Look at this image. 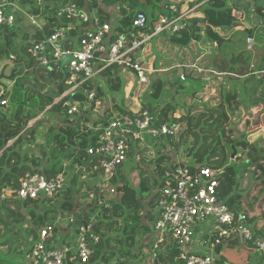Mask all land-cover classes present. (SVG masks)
Returning <instances> with one entry per match:
<instances>
[{
  "label": "trees",
  "instance_id": "trees-1",
  "mask_svg": "<svg viewBox=\"0 0 264 264\" xmlns=\"http://www.w3.org/2000/svg\"><path fill=\"white\" fill-rule=\"evenodd\" d=\"M200 1L202 0H195V2ZM233 1L206 0L202 8L201 18L184 21V27L180 31L169 35L171 45L186 47L193 40H199L201 35L198 32L202 31L208 41L219 42L222 55L213 60V64L216 63L215 71L238 76L249 75L248 69L253 62V56L243 49V43L248 36H253L255 44L264 43V24L262 22L259 25L258 31L254 29L233 32L239 26L237 20L232 16L234 8L228 5H233ZM43 2L41 10L44 18L43 30L34 31L30 39L29 37L26 38L27 41L23 46H17L15 43L16 31H13L15 27L11 29L0 27V64L9 61L10 56H14L16 58L15 64H18L20 69L23 66L25 73L22 74L21 78L19 77L20 79L18 78L19 80L13 81L12 88L6 95L7 106L0 108V195L4 189L16 190L19 178L26 172L42 173L48 178L56 176L63 170L61 160L69 159L73 166L87 162V169L95 164L94 160L88 157L85 149L90 142H95L96 135L89 139L91 132L84 125L89 122L88 114L91 113L92 107L99 100V96L102 97L103 93L99 87L95 89L92 84H88L86 88L97 91L96 98L93 100L84 96L82 92L69 95L71 101L78 102L79 113L73 116L74 121L65 122L55 131H51L50 149L45 156L46 158L49 155L47 163L51 165L50 168L42 170V160L34 157L28 158L27 154L21 152V147H19L25 138L24 135L28 131L30 134L33 131L28 128V124L35 120L47 107L51 106L47 111L51 112L49 115L56 118L60 117V113L63 111L62 108L58 107L59 104L53 105L56 97L67 90L62 71L51 72L48 69L37 67L35 61L30 59L27 54V48L30 44L44 40L53 32L54 27L60 24L54 17L57 10L68 3H74L79 7H88V10L96 8L98 14L101 15V22L104 23L110 20L106 7L119 6L118 21L120 26L125 28L131 25L136 12H143L150 25L158 18L155 17L156 12L162 13L163 6L168 4L169 0H91L90 3L88 0H44ZM258 2L259 0H255V6H258L255 7L257 8L256 13L264 21L263 0ZM20 5L28 8L31 13L39 12L32 7V0H21ZM216 29H220L225 36L221 37L217 34ZM69 36L70 39L75 40L77 32L72 31ZM257 39L260 40L257 41ZM233 41L235 42L234 45H232ZM72 45L68 39L65 47L69 48ZM228 48L237 51V53L231 54L232 52L229 51L231 52L229 53L228 50L223 52ZM7 66L5 65L4 68ZM252 72L254 74L252 73L247 80L250 81L259 77L257 81L261 86L264 83V74H261L264 72V55L256 65H253ZM119 78L120 70L116 66L101 73V79L109 86L111 93L118 90ZM179 82H181L180 78ZM47 84H54L55 88L44 92ZM164 92L162 81L155 80L149 86L146 94L150 102L146 106L143 105L142 109L148 110L152 116L157 117L160 123L167 121L182 123L179 137L191 163L221 170L217 188L219 199L224 201L236 216L250 225L255 238L264 237V212L261 213L263 210L260 211L263 207L255 206L256 202L253 204L257 196L264 194V127L252 131L247 135L246 140L240 139L231 143L245 153L244 165L237 168L234 163L229 162V155L231 157L233 148L229 144L227 146L229 153H227L224 145H222V138L228 123V115L224 108L226 104H229L230 107V102L235 101L236 93L224 94V102L216 107L210 108L200 105L202 111L198 114H191L190 107L179 106V117L173 118L177 104L166 103L161 108H153L152 106V102L160 100ZM87 101L91 106L88 108L89 110L85 108ZM246 101L249 105H264V86L261 97L254 101L247 98ZM29 103H35V106L28 107ZM115 108L119 112L118 115L130 113L119 106ZM111 116L112 114L107 119L93 122V126L105 124ZM38 123L39 121H36L34 124ZM259 141H263L261 147ZM167 142L171 145L174 144L172 139H167ZM137 151V146H132L126 160L108 181L110 187L113 188L111 193L114 198L104 196L105 200L99 208L98 203L94 201V203H89L88 209L78 214L77 222L84 221L98 209L93 229L100 240L92 246L93 253L88 264H151L152 247L145 241L151 232L150 223L154 218L156 201L159 198L158 187L163 170L170 161V156L158 151L155 159L148 162L145 158L136 160ZM142 153L139 152L140 155ZM205 158L207 160L204 162ZM147 165L152 167V174L147 171ZM127 170L138 171L139 177L136 186H132L130 183L129 171ZM250 170L254 177L253 182L245 192H242L240 189L241 181L247 172L250 173ZM74 182L76 183V180ZM93 189L97 195L96 187ZM253 191L254 195H252ZM78 192V187L68 188L60 194L55 200L56 202H53L52 199L23 202L13 198H0V226L5 230L4 242L1 245L8 246L11 239L19 237L16 234L19 231L20 234H23L24 243L20 246L18 254H15V258L24 256L37 228L51 225L59 213L69 211V209V214L73 213L75 204L72 203V200ZM250 194L254 198L251 199L253 202L248 204L246 196ZM82 213H84L83 217L81 216ZM24 224H27V228L22 231L20 227ZM69 231H72L70 226ZM234 248L235 246L226 247L222 252L221 259L216 264H252V257L246 251L235 250ZM178 253L179 247L176 243L164 244L156 252L155 264H173ZM260 257L264 259V255H260ZM0 264L7 263L0 261Z\"/></svg>",
  "mask_w": 264,
  "mask_h": 264
},
{
  "label": "built area",
  "instance_id": "built-area-1",
  "mask_svg": "<svg viewBox=\"0 0 264 264\" xmlns=\"http://www.w3.org/2000/svg\"><path fill=\"white\" fill-rule=\"evenodd\" d=\"M43 1L32 0V7L39 12L31 13L28 8L20 5L21 0H0V27L11 29L22 18L35 31H42ZM190 3L193 6L190 7ZM201 6L188 0H169L163 6V15L150 25L143 12H136L131 25L122 28L120 25H113L110 20L101 22L98 12L93 13L85 7L68 3L59 8L54 16L60 24L44 40L30 44L27 54L37 67L52 72L60 70L63 56H71V60L62 70L67 90L57 97V103L75 92H82L87 98L95 99L97 91L86 87L92 84L95 89H101V73L114 66L132 73L137 89H144L150 85V71L145 66L143 56H137V52H143L145 45L154 37L165 32L174 34L184 27V21L199 18L198 10ZM115 9L118 13L120 7L116 6ZM72 31L77 32L75 40L70 39L69 34ZM68 39L73 45L66 48ZM245 43L246 50L253 56L254 39L248 36ZM15 60L14 56H10L9 61L15 66L13 68H19ZM21 68L24 71V67ZM189 69L198 73L208 72L212 76L237 77L236 74L204 70L195 65ZM249 69L252 72L253 63ZM12 84L7 79L0 80V108L7 106L6 95L9 94ZM137 100V96H134L132 102L136 108L129 111L130 113L113 116L105 124L90 128L91 134L88 138L96 135V140L89 143L85 152L95 162L91 169L106 182L116 174L132 146H137L138 149L136 160L141 158L139 152L146 151L150 145L156 146L157 150L170 148V161L163 170L158 187L159 198L150 223L151 232L145 241L152 247L151 264H155L159 247L171 243H176L179 247L173 264H216L215 252L224 245L242 246L264 255V237L255 238L250 225L219 199L217 188L221 170L192 164L188 156L178 155V149H173V145L180 141L182 123H160L148 110L142 109ZM85 105L86 110L91 107L88 101ZM62 109L67 117L72 118L79 113V104L69 99ZM173 118L178 117L173 115ZM167 139H172L174 144H166ZM71 179L65 172L50 178L42 173L26 172L19 178L17 189L2 190L0 198H13L23 202L58 199L69 188ZM73 220L69 218V226ZM59 221L63 222L58 218L52 225L37 229L24 256L27 264L90 262L92 246L100 240L93 229L95 215L75 223L72 228L74 243L59 240L57 234L63 232ZM202 246L207 248L209 255L198 252L197 249Z\"/></svg>",
  "mask_w": 264,
  "mask_h": 264
},
{
  "label": "crops",
  "instance_id": "crops-1",
  "mask_svg": "<svg viewBox=\"0 0 264 264\" xmlns=\"http://www.w3.org/2000/svg\"><path fill=\"white\" fill-rule=\"evenodd\" d=\"M188 1L195 2V0H188ZM88 2L90 3L91 0H88ZM195 3L202 5L200 7V9L198 10V12H199L198 17L201 18L202 17V8L205 5L206 0H202L200 2H195ZM232 4H233L232 7L234 8L232 11L233 17L237 20V23L239 24V26L236 27L233 32H243V31H250V30H254V29L255 30L257 29V31H258L259 25L262 22L264 24V21L261 20L256 13L257 8H255V7H258V6H255V0H234ZM262 5L264 6V0H263ZM189 6L190 7L193 6V3H190ZM86 8L88 9V7H86ZM242 9L246 10L245 13L243 12ZM90 11L93 13L98 12L96 8L90 9ZM106 11L108 12L110 22L115 26L120 25L119 21H118L119 20L118 13L116 12L115 7H106ZM161 15H163V12L162 13L156 12L155 17H159ZM148 16H149V13H148ZM236 17H239V18H236ZM23 22H26L27 27L30 28V31H29L30 32L29 39H30L35 30L30 27L28 21H26L24 19ZM216 32L221 37L225 36V34L220 29H216ZM198 34L201 35L199 40H193L186 47H178L175 45H171V43L169 42L170 33L165 32L161 35L154 37L148 44H146L143 52H137V56H141V55L143 56V58L146 62L145 66L150 71V74H149L150 85L149 86H151L155 80L159 79L163 83V90L168 92L166 96H165V94H163L162 97L160 98V100H158L156 102H152L154 108H156V107L161 108L163 105L166 104L165 98L168 97V95L172 94V92H173V89L168 87V85H169L168 83H170V85L172 83V81H170L169 78H172L175 75L178 76L180 79H182L181 77H183L184 79H189L193 82H199L202 84L201 89L199 91L194 92L193 97L191 99V102L197 101V102H199V105H201L203 107H205V106L210 107V108L216 107L217 105L221 104L222 101L225 100V98L223 97L224 94L231 95L233 92H235L236 95H240L239 91H241L242 88H243L242 89L243 91L246 89L245 88L246 86H243L244 84L242 85L243 87L241 89H239V85H241V83L246 84L248 82L247 78H249V76L252 74L250 69H248L249 75L248 74L245 76H240V75L238 76L237 75V77H229V76L218 77V76H212L208 72L198 73L197 71H195L193 69H189L190 66L195 65L198 68H202L204 70H215L214 66H216V63L213 64V60L221 55L219 44L212 43V42L208 41L202 31L198 32ZM252 38H253V36H252ZM254 41H255V39H254ZM254 44H255V42H254ZM255 45L257 47H261V48L264 47V43L255 44ZM229 53H231V52H229ZM231 54H233V53H231ZM252 63H253V65H256L258 62H256L254 60V62H252ZM2 70L4 71V74L6 76H8L6 74V68H3ZM258 79H259V77H257L256 79L253 78L251 81H255V80L257 81ZM119 83L120 84H119L118 90L110 93V96L112 98H114V101L112 102L113 104L110 105V110L112 112V115L114 114V112H116L117 114L119 113L118 111H116L117 110V108H115L116 106H119L122 109L127 110V111H133L136 108L135 104L132 102L133 98H129L131 95V91H130V95H128V93H127L128 88L132 87L133 84L136 83L134 75L132 73H130L129 71L120 70ZM262 85L264 86V83ZM262 85L260 86L259 82H256V86L253 85V88L251 87L252 90H250V92L252 93V97H256L254 95H261L262 89H259V88H262L263 87ZM149 86L144 88V89H140V90L145 91V92H143L144 95L147 94ZM236 86H237V88H236ZM47 90L48 89L45 88L44 92H46ZM259 90H261V91L258 93ZM135 96H137V98L141 97L140 94H137ZM228 97H230V96H228ZM124 99H128V100L130 99L129 100L130 102L128 104V108H125V106L123 105ZM145 99L147 102H150L148 95L145 96ZM209 99H211L210 101L211 102L213 101V103L208 104ZM230 103H233V101H231ZM228 105L229 104H227L225 106L226 110H228V107H229ZM238 108L241 110L242 114H249V115L253 114L254 115L257 113L258 116H261L260 120L257 119V120H253L252 122H250L249 125L252 127V130L256 131V130L262 129L264 127V123H263L264 118H262V116H264V105L258 104V105L254 106V104L249 105L247 103H244V104L238 106ZM201 111H202V107H200V109H197L195 111L193 109V111H191V114L196 113V112L199 113ZM259 112H261V114H259ZM174 115H176V114L174 113ZM84 127H86L87 130L90 132V128L94 127L93 122L89 121V122L85 123ZM48 158H49V156H47L46 158H44L42 160V162H41V163H43L41 165L42 170H44L45 168L51 167V165L47 163ZM87 164H88L87 162H83L80 165H75L76 167H71V161L69 159L61 160V165L63 167L62 172L69 174L72 178L71 182L69 184V188H71V189L77 188V187H79V185H82V184L85 185L88 183L92 185V188L97 187V184L92 183V182H93L94 178H96L98 176V174H97V172H95L91 169L92 166H90V168L87 169ZM74 180H76L77 184L74 182ZM85 194L86 193L82 194L81 196L85 197L87 195V194L86 195ZM78 197L79 196L77 195V198H74L72 200V203L75 204V207H74V211L71 215L69 214L70 213V209H69V211H65V212L61 213L60 215H58L59 217L55 218V220L53 221V223H54L58 218L62 219V221L64 223L62 225L66 226V228H67V230L61 229L63 232H66V233L68 232V228H69L68 220H69V218L75 219L76 216L80 212H83V210L88 209L89 203L87 205H85V204L83 205L80 202V199L78 200ZM89 197H90V202H91L93 195L90 194ZM97 205L100 206L99 203ZM46 226H48V225H46ZM42 227H45V226H42ZM70 228L72 229V224H70ZM235 244H236V242H235ZM226 247H228V246L224 245L221 248L223 250ZM236 247H238V246H236ZM239 247H242V246H239ZM242 248L244 251L246 250L248 254L253 253V255L255 257L252 256V258L259 257L258 256L259 254L255 253L252 249H247L244 247H242ZM197 250L200 253L209 255L207 250L203 246L198 248ZM215 253H216L215 259H216V263H217V261H219L221 259L222 251L217 250Z\"/></svg>",
  "mask_w": 264,
  "mask_h": 264
},
{
  "label": "rangeland",
  "instance_id": "rangeland-1",
  "mask_svg": "<svg viewBox=\"0 0 264 264\" xmlns=\"http://www.w3.org/2000/svg\"><path fill=\"white\" fill-rule=\"evenodd\" d=\"M261 1L262 0H259L258 3H260ZM228 5L232 6L230 4H228ZM245 11L246 10H243L244 13H245ZM236 18H239V17H236ZM23 20L24 19L19 18L16 25H15V28L13 29V31H16L15 43L17 44V46H23L24 43H26V41H27L26 38L30 36V32H29L30 28L27 27V23L23 22ZM241 40L243 41V38H241ZM259 40L260 39H257V41H259ZM243 49L247 53L251 54L249 51L246 50V43H243ZM227 50H228V52L231 51L232 53H235V54L237 53V51L230 50V48L224 50L223 52H226ZM221 55H222V52H221ZM262 55H264V47L261 48V47L254 46V54H253V59H252L253 62H254V60L256 62H258ZM245 57H247L246 54H245ZM5 65H8L6 68V74L9 75L10 70L15 66L11 64V61H5V62L0 64V72L4 68ZM17 69H18L17 70L18 75H17V77H15L14 81L19 80L25 74L22 69H20V68H17ZM169 79H170V81H172V83H171V85H170V83H168L169 84L168 87L172 88L174 93L172 92V94L168 95V97L165 98L166 99L165 103L168 102V103H171L174 105L177 104V109H176L177 111L174 112L176 114L175 117L176 116L179 117V113H180L178 111L179 106L185 107V108L190 107V111H193V109H194V111L197 109H200L201 106L199 105V103L197 101L191 102V99L193 97L194 92L199 91L201 89V87H202L201 83L193 82L189 79L185 80L184 78H182L181 82H179V77L176 75L172 78H169ZM255 81L250 80L246 84L241 83V85H239V89H241L243 86H246L245 87L246 89L244 91L242 90L243 88L241 89V91L238 90L240 92V95H237V98L235 99V101L233 103L230 104V107H228V110H226V108H224L226 110L227 115H228V123H227L226 129H225L224 137L222 138V145H224L227 153H229V149L227 147V146H229V144L231 145V148H233V151L231 152V157L228 154L229 155V162L231 161V163H234L237 168L244 165L245 153L239 147H236L234 144H231V143H234L235 141L240 140V139L246 140L248 137L247 135L250 134L252 131H254V130H252V127L249 125L250 122H252L253 120H257V119L260 120V117H261V116H258L257 113L254 115L253 114H251V115L242 114L241 110L238 108V106L244 104L245 102L248 104V101H246L247 98H249L251 101H254L261 96V95H254L256 97H252V93L250 92V90H252L251 87L253 88V85L256 86V82H258V81H256V82ZM47 85H48L47 86L48 90L55 88L54 84H47ZM99 85L101 86V91H102L103 95H102V97L99 96V100L97 101L98 104H95L92 107L91 113L88 114V116L90 117L89 121H91V122H96L99 120L102 121L103 119L109 118V116L112 114V112L110 110V105L113 104L112 102L114 101V98H112L110 96L111 92H110L109 86L107 84H105L104 82H100ZM236 88H237V86H236ZM259 89H262V88H259ZM130 91H131V95H130ZM260 91L261 90H259L258 93ZM143 92H145V91L137 89L136 83L133 84L132 87H129L127 90L128 95H130L129 98H133L137 94H140V96H141L143 94ZM167 93H168L167 91L164 92L165 96L167 95ZM145 96L146 95L143 94L141 96L142 98L138 97L137 101L139 102V104L141 106H143V105L146 106L149 103L147 101H144ZM129 100L124 99L123 105L125 106V108H128V104L130 102ZM210 100L211 99L208 100V104L213 103V101L211 102ZM57 102H58V98H56L54 100L53 105L60 104ZM222 102H224V101H222ZM34 106H35V103H29L28 104V107H34ZM49 108L50 107H47L43 112H41L37 116V118L35 120L31 121L28 124V128L33 130V131L31 134L28 131L26 133V135H24L25 138H24V140H22V143L19 146V147H21V152L26 153L28 158L34 157V158H38L40 161L43 160L45 158L46 154L49 153V149H50L49 145H50V142L52 139L51 131L52 130L55 131V129H57L60 125H62L65 122L74 121L73 117L72 118L67 117L63 111H61L60 117H57V118L52 116V115H49V114H51L50 111H47ZM153 108H154V106H153ZM193 114H198V113L196 112ZM259 114H261V112H259ZM75 115H77V114H74V116ZM117 115L118 114L116 112H114V114L112 116H117ZM36 121H39V123L35 125L34 123ZM10 144H11V142H10ZM166 144H169V143H166ZM262 144H263V141L262 142L259 141L260 147L262 146ZM166 146H168V145H166ZM173 146H174L173 149H175V148L178 149L177 150L178 155L187 156V152L185 151V149L182 145V141H179V140L176 141V143ZM157 149L158 148L156 146L150 145L149 149H145L146 151H143V153L141 154V158H145V160L150 162V160L155 159L158 151H160V153H162V154H168V155L171 153V150L168 147H165V148L159 149V150H157ZM42 152H45V154H42ZM206 160H207V158L204 159V162ZM71 167H76V166L75 165L73 166V164H71ZM127 171H129V170H127ZM147 171L150 172V174H152V167L147 165ZM138 177H139L138 171L134 170V171L128 172V178H129V181L132 184V186L137 185ZM253 178L254 177L251 175V170H250V173L247 172V174L243 177V180L241 181L240 189L242 192H245L248 189V187H250L251 182H253L252 181ZM92 183H96L98 185V187L96 188L97 189V195L94 193V191H93L94 189L92 188V185L89 183L85 184V185H83V184L79 185V187H78V189H79V192L77 193V195L79 196L78 200L80 199V202L83 205L84 204L87 205L88 203H91V202L94 203V201L101 205L103 200H105L104 196H108V198H110V197L114 198L113 194L111 193V190H113V188L110 187V185L108 184V181H106V182L103 181L101 176H97L96 178H94ZM84 193H86L87 195L85 197L81 196ZM90 194L93 195L91 202H90V197H89ZM252 195H254V191L252 192ZM252 195L250 194L249 196H246V199L248 200L247 201L248 204L250 202H253V200H251L254 198ZM75 198H77V196H75ZM55 200H57V199H53V202H56ZM253 204H256L255 206H259L260 208L263 207V209L260 210V211L263 210L261 212V213H263L264 212V194L257 196V199L254 201ZM99 207L100 206H98V208ZM97 212L98 211H94L93 214L96 215ZM60 214L61 213H59L58 215H60ZM58 215L56 216V218L59 217ZM88 215H90V213H88ZM81 216L83 217L84 213H82ZM62 224H64V223L63 222L60 223V221H59L60 228L63 230H67L66 226H63ZM20 228L22 231H25V228H27V224L21 225ZM4 232H5V230H3V227L0 226V258H1L0 261H3L4 263H7V264H27L24 256H20L19 258H15L16 257L15 254H18V252H19L18 250H20V246L22 245V243H24L23 234H20V232L18 231L16 233L19 236L18 238L11 239L8 246H2L1 244L4 242V239H3L4 238V236H3ZM73 234H74L73 231H69L67 233L59 232L57 234V237H59V240H62L63 242L74 243L75 239H74ZM14 243H16V244H14ZM205 249L207 250V248H205ZM234 249L235 250H239V249L243 250V248L239 247V246L234 248ZM218 250L224 252V249L222 250L221 247H219ZM135 251H136V248H135ZM201 254H203V253H201ZM249 255H250V257H252V256L255 257L253 255V253H249ZM258 256L259 257H257V258H252V264H264V259L262 257H260V255H258ZM143 260H145V259H143Z\"/></svg>",
  "mask_w": 264,
  "mask_h": 264
},
{
  "label": "water",
  "instance_id": "water-1",
  "mask_svg": "<svg viewBox=\"0 0 264 264\" xmlns=\"http://www.w3.org/2000/svg\"><path fill=\"white\" fill-rule=\"evenodd\" d=\"M217 44H219V42H217ZM235 43L234 42H232V45H234ZM71 60V56H63L62 58H61V64H60V70L62 71L63 70V68H64V66L66 65V64H68V62ZM49 71H51L52 72V70H49ZM17 75H18V71H17V69L16 68H12L11 70H10V74L8 75V76H6L5 74H4V71L2 70L1 72H0V80H2V79H7V80H9V81H14V79H15V77H17ZM34 81H36V80H34ZM69 100V98L68 97H65L61 102H60V104H59V108H62L63 107V105L67 102ZM78 221V215L76 216V218L73 220V222H72V228L74 227V225H75V223Z\"/></svg>",
  "mask_w": 264,
  "mask_h": 264
}]
</instances>
